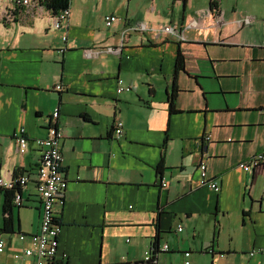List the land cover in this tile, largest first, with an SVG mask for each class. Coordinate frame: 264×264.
<instances>
[{
  "label": "crops",
  "instance_id": "0c3cea01",
  "mask_svg": "<svg viewBox=\"0 0 264 264\" xmlns=\"http://www.w3.org/2000/svg\"><path fill=\"white\" fill-rule=\"evenodd\" d=\"M233 9L222 0H70L66 29H53L52 11L0 25V181L29 177L10 210L0 187V264L34 262L15 255L40 232L34 141L48 136L56 109L68 190L56 209L55 264H185L187 252L191 264H264L250 256L264 249V172L238 168L264 150V18ZM107 16L119 21L108 28ZM247 18L254 23L241 28ZM137 24L147 30H129ZM121 45V55L83 56ZM119 80L132 91L119 95ZM202 162L219 193L200 187ZM154 247L156 263H147Z\"/></svg>",
  "mask_w": 264,
  "mask_h": 264
},
{
  "label": "built area",
  "instance_id": "2783aa9c",
  "mask_svg": "<svg viewBox=\"0 0 264 264\" xmlns=\"http://www.w3.org/2000/svg\"><path fill=\"white\" fill-rule=\"evenodd\" d=\"M45 0H0V25H12L17 19L26 14L32 18L41 17L44 14L51 12L44 5ZM53 29L56 31L66 29L69 26L70 11L69 9L60 12L57 15L52 14ZM119 19L115 16H107L105 23L108 28L117 23ZM254 23L253 18H247L240 24L241 28L250 26ZM218 26H224L223 20L217 21ZM192 27H197L196 23ZM133 32L143 33L147 29L143 24H137L129 28ZM164 32L171 33L173 29L165 28ZM124 39L127 37V31L123 33ZM64 47L61 52L67 50V37L63 38ZM123 52V45L107 49H86L83 51V56L86 59H92L101 53H109L121 55ZM56 91H64L62 85L56 86ZM132 91V87L127 86L122 80L118 81L117 93L122 95ZM60 118V111L56 109L54 113L48 118V136L44 139L34 141L35 146L40 152L39 167L37 170V192L42 204V220L40 232L30 237V246L23 251L22 255H15L16 260L21 258L33 259V264H55L59 255V236L61 234L62 226L56 216V209L63 207L66 203V195L68 190V180L65 174L64 155H63V140L65 138L64 130L58 125ZM117 138L124 136V124L118 122L115 128ZM15 140L18 145V151L24 155L29 149V138L26 136V130L21 128L15 134ZM238 168L245 173H260L264 172V150L253 155L249 159L243 161L238 165ZM200 172V187H206L210 190L219 193L221 188L218 184L209 178L207 164L202 162L199 165ZM29 182L28 176H21L15 179L10 184L0 181V187L11 189L14 186L25 187ZM164 187L168 184L164 183ZM15 204L21 205V197L16 195ZM182 232V227L179 228ZM20 242H26V235H19ZM6 247V242L0 235V253H3ZM166 248L164 251H167ZM257 254L264 255V249H258L250 253L251 257ZM156 249L148 251L145 254V261L147 263H156ZM186 259L185 264H191V253L187 252L184 255Z\"/></svg>",
  "mask_w": 264,
  "mask_h": 264
},
{
  "label": "trees",
  "instance_id": "16d2710c",
  "mask_svg": "<svg viewBox=\"0 0 264 264\" xmlns=\"http://www.w3.org/2000/svg\"><path fill=\"white\" fill-rule=\"evenodd\" d=\"M43 5L50 11L53 12V14L57 15L62 11H65L69 9L70 5V0H45L43 1ZM212 6L216 7L217 4L215 2L212 3ZM185 70V58L184 56L180 53L177 58L176 62V74L174 77V83H173V88H172V93L170 94L169 97V107H170V114H176L178 111L176 109V101H177V96L179 93V89L177 86V75ZM162 166H160V169ZM6 204L8 210L12 208L13 202L16 198V195L20 191L19 186H14L11 189H6ZM156 249V247H154Z\"/></svg>",
  "mask_w": 264,
  "mask_h": 264
},
{
  "label": "rangeland",
  "instance_id": "374dc122",
  "mask_svg": "<svg viewBox=\"0 0 264 264\" xmlns=\"http://www.w3.org/2000/svg\"><path fill=\"white\" fill-rule=\"evenodd\" d=\"M221 1V0H220ZM224 7L229 13H233V8L236 6L244 14H259L264 18V0H222ZM241 31V30H240ZM259 31V30H258ZM264 33V30H261Z\"/></svg>",
  "mask_w": 264,
  "mask_h": 264
}]
</instances>
